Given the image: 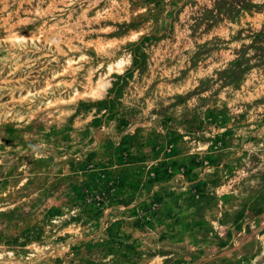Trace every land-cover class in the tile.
Listing matches in <instances>:
<instances>
[{
	"label": "rangeland",
	"instance_id": "1",
	"mask_svg": "<svg viewBox=\"0 0 264 264\" xmlns=\"http://www.w3.org/2000/svg\"><path fill=\"white\" fill-rule=\"evenodd\" d=\"M0 264H264V0H0Z\"/></svg>",
	"mask_w": 264,
	"mask_h": 264
}]
</instances>
